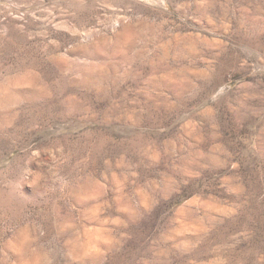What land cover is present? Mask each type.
Returning a JSON list of instances; mask_svg holds the SVG:
<instances>
[{"label": "rangeland", "instance_id": "obj_1", "mask_svg": "<svg viewBox=\"0 0 264 264\" xmlns=\"http://www.w3.org/2000/svg\"><path fill=\"white\" fill-rule=\"evenodd\" d=\"M0 264H264V0H0Z\"/></svg>", "mask_w": 264, "mask_h": 264}]
</instances>
